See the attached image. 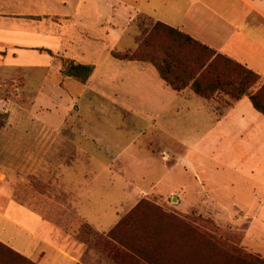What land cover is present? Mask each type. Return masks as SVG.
Returning a JSON list of instances; mask_svg holds the SVG:
<instances>
[{"label": "crops", "instance_id": "1", "mask_svg": "<svg viewBox=\"0 0 264 264\" xmlns=\"http://www.w3.org/2000/svg\"><path fill=\"white\" fill-rule=\"evenodd\" d=\"M139 16L264 82V0H0V242L35 264H88L83 227L107 235L142 199L192 194L194 174L219 166L252 196L232 209L219 188L218 219L244 211L233 226L247 222L242 243L264 259V115L247 95L176 91L153 64L115 57L137 48ZM64 58L96 70L81 83Z\"/></svg>", "mask_w": 264, "mask_h": 264}, {"label": "rangeland", "instance_id": "2", "mask_svg": "<svg viewBox=\"0 0 264 264\" xmlns=\"http://www.w3.org/2000/svg\"><path fill=\"white\" fill-rule=\"evenodd\" d=\"M134 22L139 31L137 48L127 53L136 52L139 46L145 45L143 43L146 42L148 45H152L150 48L163 43V37L157 35L160 30L157 28L156 21L139 16ZM6 30H0V33L7 34L8 29ZM262 84L264 82L262 83L259 79L252 91H256ZM228 98L232 100L229 96ZM227 101L228 99L220 98L223 106ZM6 118L5 115H0V121L4 119L6 123ZM197 135H200V131L194 130L193 136ZM145 141L146 139H142L139 145L147 148ZM176 150L178 156L184 153L183 149L178 148ZM163 157H167V155L163 154ZM212 166L210 165V168ZM215 167L214 169L211 168L210 176L202 179L194 174L198 188L192 194H170L166 197H147L144 199L139 205V209L134 210V218L120 231L118 239L110 238L108 234H98L91 228L83 227L82 234L78 236V239L87 244L84 261L88 264H174L173 259L176 253L186 248L183 241V233L185 232L183 228H186V223L198 225L206 232V229L214 231L218 222L221 224L222 230L215 234L216 239L214 238V240L221 236L222 238L219 239L227 242L223 245L228 247L225 248V251L231 252L229 247L240 245L247 252L260 257L262 260L263 258L259 254L248 250L243 245V240L241 241V234L244 233L243 227L247 225V222H242L238 227L233 226L236 222L234 219H239L246 214L244 211L235 210L227 214L224 212L228 220L218 219L219 214L221 215L218 209L219 188H221L220 196L223 203L228 208L236 209L238 206L240 207V204L245 205L251 200L252 186H247L236 170L229 168L222 170L219 166ZM189 202L188 208L187 203ZM102 214L100 213L99 216ZM189 236L193 237L192 234ZM195 238L198 237L195 236ZM209 238L211 239V237ZM211 240L213 241V239ZM212 241L204 240L202 252L194 241L193 253L191 252L189 257L186 256V258H191V262L188 261L189 264H231L232 262L227 261L222 253L212 247L213 245L210 243ZM178 258L182 260L181 257ZM261 260L257 261L256 264H263L264 259ZM177 261L175 264H179Z\"/></svg>", "mask_w": 264, "mask_h": 264}, {"label": "trees", "instance_id": "3", "mask_svg": "<svg viewBox=\"0 0 264 264\" xmlns=\"http://www.w3.org/2000/svg\"><path fill=\"white\" fill-rule=\"evenodd\" d=\"M36 18L39 19L40 17ZM157 28L160 30L157 35L163 37L162 44L150 48L152 45H148L146 42L143 43L145 45L139 46L137 51L132 54L121 55L114 52V56L153 64L158 69L161 77L176 91H181L190 86L200 96L212 98L216 93H225L233 101L247 95L253 106L264 115V84L256 91H252V88L260 79L259 74L241 63L218 53L177 28L163 22H157ZM95 70L96 66L93 64H80L72 59H63V73L81 83H87ZM4 124L5 120L1 119L0 129ZM144 199L108 233L110 238L118 239L120 231L134 218V210L139 207ZM138 209L137 211H139ZM185 227L183 228L185 230L183 241L186 248L176 253L173 259L174 264L178 257L182 258V260L178 258L177 262L179 264H189L188 261L190 260L191 262V258H186V256L189 257L193 253V242H196L197 247L202 252L203 243L206 239L208 241L213 239L214 243L213 241L210 242L213 245L212 247L222 253L227 261L232 262L231 264H256L257 261L261 260L260 257L247 252L240 245L229 247L231 252L225 251V248L228 247L223 245L227 244V242L221 241L219 239L222 238L221 236L214 240V238L216 239L215 234L222 230L218 223L214 231L206 229V232L200 226L194 224L189 225L186 223ZM191 234L194 238L189 236ZM195 236L198 238H195ZM243 238L244 233L241 234V241ZM0 264L35 263L0 242Z\"/></svg>", "mask_w": 264, "mask_h": 264}]
</instances>
